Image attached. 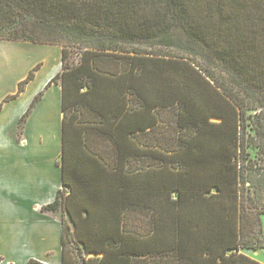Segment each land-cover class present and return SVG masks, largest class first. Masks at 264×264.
Returning <instances> with one entry per match:
<instances>
[{"label": "trees", "instance_id": "trees-1", "mask_svg": "<svg viewBox=\"0 0 264 264\" xmlns=\"http://www.w3.org/2000/svg\"><path fill=\"white\" fill-rule=\"evenodd\" d=\"M0 40L62 48L63 264H262L264 0H0Z\"/></svg>", "mask_w": 264, "mask_h": 264}, {"label": "crops", "instance_id": "crops-1", "mask_svg": "<svg viewBox=\"0 0 264 264\" xmlns=\"http://www.w3.org/2000/svg\"><path fill=\"white\" fill-rule=\"evenodd\" d=\"M61 70L60 46L0 40V264H63L62 222L71 221L43 210L62 190V87H46Z\"/></svg>", "mask_w": 264, "mask_h": 264}, {"label": "rangeland", "instance_id": "rangeland-1", "mask_svg": "<svg viewBox=\"0 0 264 264\" xmlns=\"http://www.w3.org/2000/svg\"><path fill=\"white\" fill-rule=\"evenodd\" d=\"M250 153H251V157L254 158L255 152L250 151ZM244 194L245 196H249L250 198V201H246L245 199L244 205L248 204L247 206L250 207V209H252L251 210L252 216L261 214L260 219H261V224H262L260 228V233H259V228H257L254 231V235L258 238V243H257L258 249L256 251L247 250V251H244V253L250 256L252 259L258 261L259 263L264 264V188H259L258 190L255 191L254 189L248 186H245ZM63 213L65 212L63 211ZM72 250L76 252V250L74 249Z\"/></svg>", "mask_w": 264, "mask_h": 264}]
</instances>
